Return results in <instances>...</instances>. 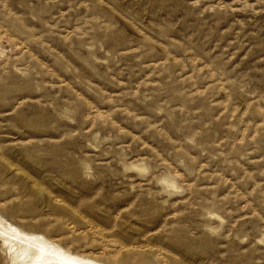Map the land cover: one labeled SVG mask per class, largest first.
I'll use <instances>...</instances> for the list:
<instances>
[{
    "label": "rangeland",
    "instance_id": "rangeland-1",
    "mask_svg": "<svg viewBox=\"0 0 264 264\" xmlns=\"http://www.w3.org/2000/svg\"><path fill=\"white\" fill-rule=\"evenodd\" d=\"M0 212L112 263L264 264V0H0Z\"/></svg>",
    "mask_w": 264,
    "mask_h": 264
},
{
    "label": "bare ground",
    "instance_id": "bare-ground-1",
    "mask_svg": "<svg viewBox=\"0 0 264 264\" xmlns=\"http://www.w3.org/2000/svg\"><path fill=\"white\" fill-rule=\"evenodd\" d=\"M0 263L121 264L73 250L40 229H27L21 226L2 212H0Z\"/></svg>",
    "mask_w": 264,
    "mask_h": 264
}]
</instances>
